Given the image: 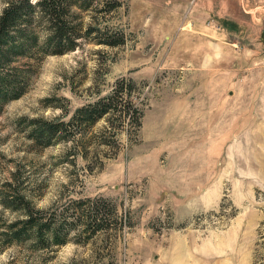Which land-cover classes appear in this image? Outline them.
<instances>
[{"label":"rangeland","instance_id":"1","mask_svg":"<svg viewBox=\"0 0 264 264\" xmlns=\"http://www.w3.org/2000/svg\"><path fill=\"white\" fill-rule=\"evenodd\" d=\"M91 1L72 8L73 49L11 62L29 78L0 101V264H264V0ZM129 80L138 129L111 117L33 136ZM25 202L64 238L10 240Z\"/></svg>","mask_w":264,"mask_h":264},{"label":"trees","instance_id":"2","mask_svg":"<svg viewBox=\"0 0 264 264\" xmlns=\"http://www.w3.org/2000/svg\"><path fill=\"white\" fill-rule=\"evenodd\" d=\"M91 2V0L6 1L0 12V101L16 98L26 90L29 75L13 65L12 60L27 57L36 51L42 54H59L73 49L80 33L77 32L75 25H69L71 22L69 18L75 14L72 8L75 5L87 8ZM106 2L109 10L121 6L119 0ZM40 26L44 30L42 33L39 31ZM96 30H98L97 27L92 25L88 32ZM121 42L120 39L116 41L97 39V43L108 45H117ZM132 86L131 80L126 85L123 82L119 83L118 88L111 90L109 94L76 108L67 121L57 119L36 123L37 127L34 129L33 136L37 140L40 137L47 138L48 142L55 138L56 140L67 139L74 134V130L69 131L72 127L82 124L89 126L100 118L108 121L111 117L119 119L121 123L125 121L135 123L138 129L141 125L142 110L133 103L130 107V101L124 100ZM1 198V203L11 209L23 204L13 191H5L1 194ZM21 208L24 210L25 218L6 225L10 240L33 238L35 243L46 245L50 243L51 238L53 241L64 238L63 227L55 226L52 218L43 217L45 213L41 210H34L26 202ZM84 210L83 208L82 213H85L81 217L87 220L86 223L95 226L92 231L105 227L106 218L101 207L90 206L88 210ZM52 214L54 215V213H49V215Z\"/></svg>","mask_w":264,"mask_h":264}]
</instances>
